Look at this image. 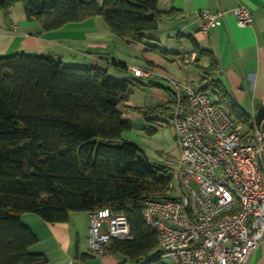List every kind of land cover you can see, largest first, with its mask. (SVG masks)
Returning <instances> with one entry per match:
<instances>
[{"label":"trees","instance_id":"16d2710c","mask_svg":"<svg viewBox=\"0 0 264 264\" xmlns=\"http://www.w3.org/2000/svg\"><path fill=\"white\" fill-rule=\"evenodd\" d=\"M158 1L0 0V10L20 3L44 31L101 17L113 35L136 44L156 29ZM194 49L197 60L211 58L209 71L217 68L210 53L195 43ZM205 80L200 91L211 93L235 121L250 126V117L223 85ZM132 86L104 70L73 68L50 57H0V264L46 263L43 255L28 252L37 239L20 224L21 214L30 212L55 224L66 222L70 212L100 208L124 213L132 236L112 239L108 253H120L134 264H165L155 232L143 221L142 205L146 199L166 198L171 181L164 166L122 137L131 125L117 106ZM139 113L172 123V108ZM159 126L144 131L151 135Z\"/></svg>","mask_w":264,"mask_h":264},{"label":"crops","instance_id":"0c3cea01","mask_svg":"<svg viewBox=\"0 0 264 264\" xmlns=\"http://www.w3.org/2000/svg\"><path fill=\"white\" fill-rule=\"evenodd\" d=\"M82 1L101 4L103 0ZM156 5L160 13L156 29L144 33V41L135 44L113 35L101 17L44 31L27 18L24 6L17 3L6 12L0 10V57L14 53L50 55L65 66L97 68L115 80L134 83L136 86L122 95L121 105L117 106L122 120L131 125L122 137L169 172L180 156L171 120L143 117L139 111L171 109L184 95V86L200 91L202 80L206 79L223 85L239 110L252 119L264 105V0H159ZM240 6L250 10L252 20L246 27H238L232 15ZM204 10L225 12L220 24L207 32L202 30L197 16ZM194 43L211 54L217 63L214 71H209L210 57L197 60ZM148 46L165 54L148 51ZM132 68L152 69L155 74L150 79L135 77ZM158 123L159 128L151 135L144 131ZM87 214L70 212L66 222L55 224L45 223L30 212L21 214L20 224L37 239L28 252L43 255L45 264H64L69 260L77 264H134L120 253H108L102 258L88 253ZM246 264H264V243Z\"/></svg>","mask_w":264,"mask_h":264},{"label":"built area","instance_id":"2783aa9c","mask_svg":"<svg viewBox=\"0 0 264 264\" xmlns=\"http://www.w3.org/2000/svg\"><path fill=\"white\" fill-rule=\"evenodd\" d=\"M224 11L197 16L202 30L220 24ZM238 27L250 25V10H233ZM149 78L152 69H131ZM172 107L180 156L164 199H146L142 218L156 234L169 264H246L264 243V118L259 126L235 121L211 94L184 86ZM126 216L109 208L87 214V250L108 254L112 239L132 240ZM105 229H102V226ZM64 264H77L69 260Z\"/></svg>","mask_w":264,"mask_h":264},{"label":"water","instance_id":"95a60500","mask_svg":"<svg viewBox=\"0 0 264 264\" xmlns=\"http://www.w3.org/2000/svg\"><path fill=\"white\" fill-rule=\"evenodd\" d=\"M47 57H51L50 55H48ZM264 118V105L260 106V108L256 111V113H254V123L256 124V126H259L261 124L262 119ZM263 131H264V127H263ZM164 173L166 174V177L168 179L172 178V174L169 172H166V170H164Z\"/></svg>","mask_w":264,"mask_h":264},{"label":"rangeland","instance_id":"374dc122","mask_svg":"<svg viewBox=\"0 0 264 264\" xmlns=\"http://www.w3.org/2000/svg\"><path fill=\"white\" fill-rule=\"evenodd\" d=\"M165 264H169V262L167 260H163Z\"/></svg>","mask_w":264,"mask_h":264}]
</instances>
